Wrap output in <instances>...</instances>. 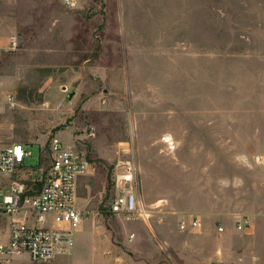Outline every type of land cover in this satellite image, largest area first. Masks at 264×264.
Listing matches in <instances>:
<instances>
[{
  "label": "rangeland",
  "instance_id": "374dc122",
  "mask_svg": "<svg viewBox=\"0 0 264 264\" xmlns=\"http://www.w3.org/2000/svg\"><path fill=\"white\" fill-rule=\"evenodd\" d=\"M13 34L22 44L0 60V145L23 143L29 156L0 176V196L12 180L39 187L61 131L91 161L78 187L91 220L71 255L41 264H264V0H80L77 11L12 0L0 36ZM61 53L71 68L89 59L83 94L60 87ZM98 67L103 80L89 72ZM128 158L151 224L111 213ZM194 216L201 228L182 232ZM242 219L252 226L239 230ZM8 222L0 214V241Z\"/></svg>",
  "mask_w": 264,
  "mask_h": 264
},
{
  "label": "built area",
  "instance_id": "2783aa9c",
  "mask_svg": "<svg viewBox=\"0 0 264 264\" xmlns=\"http://www.w3.org/2000/svg\"><path fill=\"white\" fill-rule=\"evenodd\" d=\"M12 0H0V5ZM69 11L80 9V0H59ZM21 38L0 36V60L9 52L20 49ZM2 103L0 102V109ZM4 107L15 110L18 101L15 94L6 97ZM96 136L94 130L87 132V138ZM81 139L65 143L58 135L49 143L51 164L36 177L38 188L12 180L5 193L0 196V214L8 216L7 240L0 241V264H23L24 258L31 263L41 264L61 256L71 255L76 246L75 234L91 212L80 206L78 196L79 179L86 176L91 168L87 149ZM29 156L27 146L21 143L0 145V176H12L26 167ZM256 160L264 165V156ZM138 167L133 159H123L115 168V189L117 191L110 210L111 213L129 221L141 220L151 224L155 211L144 202L137 186ZM163 216V215H162ZM160 216V222L165 218ZM182 232L201 228L202 221L194 216L188 221H180ZM252 226L249 219L238 221L239 230ZM219 234L225 232L220 226ZM134 236L130 237L133 240Z\"/></svg>",
  "mask_w": 264,
  "mask_h": 264
},
{
  "label": "crops",
  "instance_id": "0c3cea01",
  "mask_svg": "<svg viewBox=\"0 0 264 264\" xmlns=\"http://www.w3.org/2000/svg\"><path fill=\"white\" fill-rule=\"evenodd\" d=\"M73 33V32H72ZM74 33L76 34L77 32H76V29H74ZM53 52L54 51V49L52 48V46H50V47H47V46H45V47H43V48H41V52H39V54L41 55V56H43L44 57V55H47V53L48 52ZM64 54V53H63ZM62 53L60 54V57H61V61H63L61 64L63 65V66H60V67H64L63 68V72H61V74H60V78L58 79V81H59V83L61 84L60 85V87L61 88H66L67 90H66V93L67 92H69V89L70 88H72V87H74V85L75 84H79V86H77L78 87V91H80L81 92V94H83V92H82V90H83V83L85 82L84 80H85V76L88 74L87 72V62L89 61V59H87V60H84V56L82 55V53H80L79 54V59H80V61H81V63L79 64V66H75V68H71V66L70 65H68V62H67V60H66V56H64ZM47 62V61H46ZM79 67V68H78ZM96 68V67H95ZM92 69V70H90L89 72H90V74H92V72L93 71H96V72H98V74L97 75H99V79L100 80H103L102 79V75H105L106 73H102V68L101 67H98L97 69ZM53 81H55V80H53ZM100 82V81H99ZM0 84H2L1 82H0ZM73 92V91H72ZM72 92H71V94H72ZM77 96H78V92L76 93V95L74 96V99L75 98H77ZM71 133H69V132H67V131H61L60 132V137H61V139L65 142V143H72L73 142V139H72V137H71ZM21 144H23V143H21ZM87 176V175H86ZM85 177V176H84ZM83 178V177H82ZM82 178H80L79 179V183H78V187L80 186V183H81V179ZM79 201H80V198H79ZM81 206V205H80ZM82 207V206H81ZM85 208V207H84ZM91 219H90V217L89 218H87V219H85L84 221H90ZM8 229V228H7ZM5 237H7V234L5 235ZM2 241V240H1ZM4 241V240H3Z\"/></svg>",
  "mask_w": 264,
  "mask_h": 264
}]
</instances>
